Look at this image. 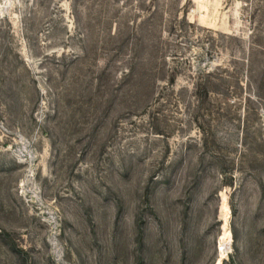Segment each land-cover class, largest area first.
I'll return each instance as SVG.
<instances>
[{
  "label": "rangeland",
  "instance_id": "obj_1",
  "mask_svg": "<svg viewBox=\"0 0 264 264\" xmlns=\"http://www.w3.org/2000/svg\"><path fill=\"white\" fill-rule=\"evenodd\" d=\"M0 264H264V0H0Z\"/></svg>",
  "mask_w": 264,
  "mask_h": 264
}]
</instances>
